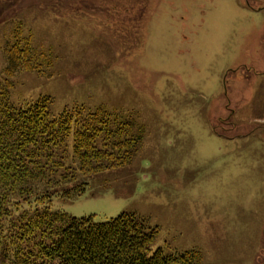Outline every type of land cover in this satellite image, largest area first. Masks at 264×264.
<instances>
[{
  "label": "rangeland",
  "instance_id": "1",
  "mask_svg": "<svg viewBox=\"0 0 264 264\" xmlns=\"http://www.w3.org/2000/svg\"><path fill=\"white\" fill-rule=\"evenodd\" d=\"M2 1L15 14L0 24L11 102L103 107L144 130L129 166L53 209L98 223L134 213L158 229L154 250L264 264V0ZM19 23L52 66L7 74Z\"/></svg>",
  "mask_w": 264,
  "mask_h": 264
},
{
  "label": "trees",
  "instance_id": "2",
  "mask_svg": "<svg viewBox=\"0 0 264 264\" xmlns=\"http://www.w3.org/2000/svg\"><path fill=\"white\" fill-rule=\"evenodd\" d=\"M6 3L0 0V24L15 17ZM11 38L8 75L52 66L21 23ZM10 86L0 90V264L200 263L197 251L154 250L158 229L134 213L98 223L54 210L56 196L79 197L91 177L129 166L144 130L103 107L53 116L50 97L17 106Z\"/></svg>",
  "mask_w": 264,
  "mask_h": 264
}]
</instances>
